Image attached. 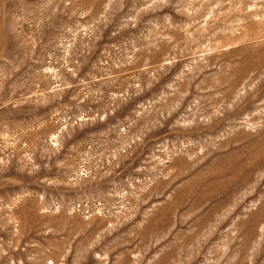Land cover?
Returning a JSON list of instances; mask_svg holds the SVG:
<instances>
[{
	"label": "rangeland",
	"instance_id": "374dc122",
	"mask_svg": "<svg viewBox=\"0 0 264 264\" xmlns=\"http://www.w3.org/2000/svg\"><path fill=\"white\" fill-rule=\"evenodd\" d=\"M0 264H264V0H0Z\"/></svg>",
	"mask_w": 264,
	"mask_h": 264
}]
</instances>
